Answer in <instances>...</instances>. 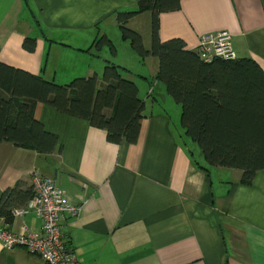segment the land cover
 Returning a JSON list of instances; mask_svg holds the SVG:
<instances>
[{
  "label": "crops",
  "instance_id": "crops-1",
  "mask_svg": "<svg viewBox=\"0 0 264 264\" xmlns=\"http://www.w3.org/2000/svg\"><path fill=\"white\" fill-rule=\"evenodd\" d=\"M137 4L0 0V62L62 85L95 74L102 83L110 62L130 77L126 54L143 57L123 36L116 12ZM179 4L158 15L161 41L178 38L197 51L203 37L225 31L236 58H251L264 70V0ZM145 16L149 30L142 36L150 49L152 12L133 16L127 26ZM105 35L115 50L108 44L97 47ZM27 37L36 39L34 51L23 47ZM143 59L152 66L149 75L133 78L145 102L137 143H114L106 129L87 119L37 103L35 119L60 144L40 153L0 142V197L20 180L31 186L33 172L57 181L82 207L79 217L67 216L61 223L74 264H264V170L246 185L243 170L210 166L186 135L182 105L159 77V58ZM10 217L0 215V226L15 231L23 224L31 230L42 226L35 212ZM0 264L45 263L25 247L5 248L0 242Z\"/></svg>",
  "mask_w": 264,
  "mask_h": 264
},
{
  "label": "trees",
  "instance_id": "trees-1",
  "mask_svg": "<svg viewBox=\"0 0 264 264\" xmlns=\"http://www.w3.org/2000/svg\"><path fill=\"white\" fill-rule=\"evenodd\" d=\"M181 0H138L136 8L116 12L123 36L143 58H159V77L182 105L186 135L197 142L210 166L243 170L242 182L253 183L264 170V70L251 58L202 60L184 40L159 38V13L176 9ZM152 12V45L127 26L133 16ZM115 50L107 36L95 42ZM36 39L27 37L23 47L34 51ZM98 76L77 77L64 85L0 62V142L51 153L60 142L34 117L35 104L44 102L63 113L81 117L107 131L108 140L135 144L139 141L145 102L137 82L114 63ZM61 149V147H60ZM34 195L24 181L2 192L0 215L11 219L16 207Z\"/></svg>",
  "mask_w": 264,
  "mask_h": 264
},
{
  "label": "built area",
  "instance_id": "built-area-1",
  "mask_svg": "<svg viewBox=\"0 0 264 264\" xmlns=\"http://www.w3.org/2000/svg\"><path fill=\"white\" fill-rule=\"evenodd\" d=\"M202 39L197 51L205 62L236 58L227 32L207 35ZM31 180L33 197L25 206L14 209L13 214L22 216L35 212L41 218L42 226L31 230L23 224L20 231L0 226V242L5 248L25 247L32 254H38L45 264H74V254L63 238L61 223L67 216L79 217L82 207L68 199L54 179L33 172Z\"/></svg>",
  "mask_w": 264,
  "mask_h": 264
},
{
  "label": "rangeland",
  "instance_id": "rangeland-1",
  "mask_svg": "<svg viewBox=\"0 0 264 264\" xmlns=\"http://www.w3.org/2000/svg\"><path fill=\"white\" fill-rule=\"evenodd\" d=\"M135 22H137V25H138L139 28H141L142 32H140L139 30L138 31L141 34L142 33L146 34L147 31L149 30L148 29L149 23H148L147 16H145V17H137ZM135 22H134V24H132V26L129 23L128 27L134 30L133 26L136 24ZM123 55H124V51H122L121 56L123 57ZM126 55L131 60V63H129V65H128V68L131 69V71H130V75L131 76L130 77L134 78L135 80L136 79L139 80V78H141V75H149L150 74L149 72H151V66L152 65H150V64L146 65L144 59L143 58L141 59V57H139V56L137 58L135 56H133V59H132L130 54H126ZM148 70H149V72H148V74H146V71H148ZM126 73H124V74H126ZM193 151H195V149Z\"/></svg>",
  "mask_w": 264,
  "mask_h": 264
}]
</instances>
